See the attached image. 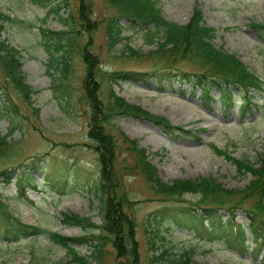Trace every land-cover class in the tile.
Here are the masks:
<instances>
[{
	"label": "rangeland",
	"instance_id": "1",
	"mask_svg": "<svg viewBox=\"0 0 264 264\" xmlns=\"http://www.w3.org/2000/svg\"><path fill=\"white\" fill-rule=\"evenodd\" d=\"M51 1L0 0V12L12 18L4 24L1 39L20 51V70L25 85L31 89L27 99L12 84L3 85L0 66V101L7 102L9 107L0 112V136L6 135L9 144L3 152L6 155L0 158V172L9 169L11 176L9 184L0 176V200L23 224L42 229L38 234L16 241H4L0 237V264H79L44 230L73 238L89 232L98 235L100 231L105 197L100 193L95 195L91 190L93 184L89 182L97 178L100 166L87 137L89 119L95 112L92 113L84 97L85 51L94 58L97 69L96 99L105 103L112 93L127 104L183 130L168 137L148 120L107 116L105 130L115 138L124 136L136 147L143 148L159 183L200 177L215 180L226 189L242 188L248 183L251 175L238 174L210 145L225 150L233 158L257 162L264 152L262 91H250L249 101L243 106L241 91L230 85L231 103L226 106L220 101L219 89L211 83L210 99H206L197 84L181 76L183 73L198 75L204 69L187 57L178 58L169 69H164L160 58H155L158 54L152 53L161 41L160 33L146 42L145 26H131L130 20L117 10V5L109 0H65L56 14L49 11ZM81 1L88 8L84 16L90 22L91 31L87 30L85 21H81ZM150 1L163 19L177 26L185 25L196 12L199 23L212 29L210 44L234 55L249 73L264 82V41H260L250 26L251 22L264 21V0ZM113 19L121 30L119 41L109 45L106 27ZM67 29L74 30L75 44L62 80V75L50 66L51 55L43 47L41 37L43 30ZM127 48H131L133 54ZM124 71L149 75H135L136 80L127 81H113L106 75ZM140 77L144 80L138 79ZM60 82L64 85L61 97L55 90ZM117 152L129 162L123 145H118ZM34 162L39 168H31ZM114 169H120V157ZM24 171L29 181L20 188L17 181ZM116 173L120 176L117 193L128 201L122 204L133 223L136 257L129 262L128 257L117 256L112 244L105 241L101 246V264H167L164 258L185 252L195 264H264V237L253 240L248 228H244L247 247L243 252L228 246L222 237L212 238L206 232L197 233L172 223L167 227V222L157 224L153 235L148 216L162 202L152 195L142 176L126 170ZM85 182L87 185L82 186ZM181 200L172 205L187 206L195 196L186 194ZM243 207L236 208L232 215L223 209L218 210V214L222 219L231 216L233 225L245 227L248 221ZM63 214L85 218L84 228L64 223ZM206 225L207 222H203V226ZM148 238L153 241V247H149ZM76 248L80 255L90 256L91 246L81 244ZM161 252H164L161 259L151 260ZM89 263L97 264L96 260Z\"/></svg>",
	"mask_w": 264,
	"mask_h": 264
},
{
	"label": "trees",
	"instance_id": "2",
	"mask_svg": "<svg viewBox=\"0 0 264 264\" xmlns=\"http://www.w3.org/2000/svg\"><path fill=\"white\" fill-rule=\"evenodd\" d=\"M109 1L117 5V10L122 16L130 20L131 26L136 24H143L145 26L144 39L146 42H151L160 33L161 41L156 44V48L152 53L158 54L155 58H160L159 60H161L164 69H169V66L181 57H187L189 60L198 63L204 69L198 75L183 73L181 76L197 84L206 99H210L208 88L211 83L219 89L220 101L226 106H229L231 103V95L229 94L228 88L230 85L241 91L243 106L249 101L250 91L258 90L264 93V82L257 76L249 73L234 55L226 53L219 48H214L210 44L212 29L199 23L196 12L192 14L185 25L177 26L163 19L150 0ZM64 3L65 0H61V2L52 0L49 4V11L57 14ZM87 10L86 4L81 1L79 10V13H81V21L84 20L86 22H84L85 26L88 27L87 30L91 31L90 22L88 23V20L84 16ZM10 21H12V18L9 15L0 12V66L5 83L3 85L7 87L9 84H12L28 99L31 94V89L25 85L24 77L20 70L21 53L17 49L9 47L5 40L1 39L4 24ZM110 22L111 24L109 23L106 27V32L109 34H106L109 45H113L119 41L121 29L117 28L115 19L110 20ZM149 25L151 26L149 27ZM250 26L256 31V36L260 41L263 42L264 21L261 23L251 22ZM41 43L45 50L50 52L51 68L55 67L59 74L62 75L59 78L64 80L68 70L69 54L75 44L74 30L67 29L60 32L43 30ZM127 49L130 50L131 48ZM131 50L130 52L133 54ZM85 54L86 56L83 57L84 63L87 66L86 81L83 82L85 90L84 97L92 113L95 112L94 116H91L92 118L90 117L89 119L87 137L92 142L90 145L91 148L97 153V161L100 166L97 178L89 180V182L93 184L91 190L94 191L95 195L100 193L101 196L105 197L101 212L102 222L99 225L100 231L98 235L89 232L84 234V236L73 238L63 236L54 231L44 230L49 238L54 243L64 247L67 256L79 264H90L89 262L91 260H96L97 264H101L99 262L101 246L105 241L112 244L117 256L128 257L129 262L134 261L136 249L133 239V223L127 212L123 209L122 202H125L126 199L117 193V183L120 177L116 173L118 170H126L129 173L134 172L142 176L152 195L162 202V205L148 216V220L151 221L150 228L151 232L154 233L153 235L156 234L157 224L167 222V227L168 224L172 223L185 229H194L197 233L200 231L206 232L212 238H216V236L222 237L228 246L235 248L238 252H243L246 249L244 243V228H248L253 240L256 241L257 238H263L264 152L259 156L256 163H251L246 159L233 158L225 150L210 145L212 151L217 155H222L225 160L229 161L238 174L249 173L251 175V179L242 188L226 189L215 180L205 177L179 179L171 181L170 184L159 183L155 178L153 166L145 159L146 155H144L143 148L136 147V144L132 140L124 136L119 135V138H115L111 132L109 133V131L107 132L105 130V126L108 124L107 116L113 114L148 120L168 137L179 131L183 132V130L180 127L171 126L164 119L152 116L138 109V107L127 104L122 98L112 93L105 103L96 99L95 94L98 86L94 76L97 69L94 66V58L88 55L86 51ZM113 73H106L109 79L113 81L116 79L121 81L136 80L135 75H144V73L139 74L138 72L130 71ZM145 75L144 77H147L149 74ZM141 78L144 80L143 77L138 79ZM63 89L64 85L60 82L55 89L60 97L64 94ZM6 103L0 101V107H3L0 108V112L8 110L9 107ZM6 138V135L0 136V158L6 155L3 153L6 146L9 145L6 143ZM118 145L124 146V152L128 154L129 162L125 157L120 155L121 153L117 152ZM118 157H120V169L115 170L114 167ZM30 166L32 169L39 168L35 162ZM8 173L9 169H4L0 172V176L3 177V181L6 184H9L11 180V176ZM26 181H29V176L24 171V175L17 181V185L23 188L24 183H28ZM86 183H83L82 186H86ZM186 194L195 196V200L187 206L172 205L173 203L182 202L180 198ZM245 202H249L248 205L245 207L241 206ZM238 207H243L245 211L248 221L245 227L242 225H233L231 216L222 219L218 214V210L223 209L229 215H232L233 211ZM63 216L64 223L84 228L85 218L76 214H63ZM203 222H207V225L203 226ZM41 231V228L23 224L18 218L12 216L8 211L7 205L0 200V237L4 241H16L21 237L38 234ZM81 244L91 246L89 257L80 255L78 252L76 245ZM148 245L151 247L153 241L149 239ZM163 253L161 252L158 256H152L153 259L151 258V260L157 261V259H161ZM189 259V254L185 252L175 257H166L164 258V262L167 264H188ZM189 264L195 263L190 261Z\"/></svg>",
	"mask_w": 264,
	"mask_h": 264
}]
</instances>
